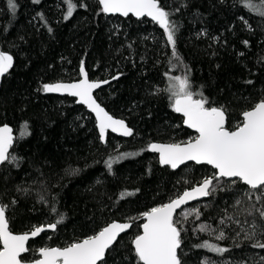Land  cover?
Here are the masks:
<instances>
[{
	"label": "trees",
	"instance_id": "trees-1",
	"mask_svg": "<svg viewBox=\"0 0 264 264\" xmlns=\"http://www.w3.org/2000/svg\"><path fill=\"white\" fill-rule=\"evenodd\" d=\"M76 2L85 6L64 20L63 0L39 4L16 0L15 15L7 0H0V51L13 57L12 68L0 80V126L13 129L10 151L20 158L18 166L0 167V203L8 206L6 216L15 234L54 222L58 217L50 211L53 202L63 214L55 232L29 243L25 261L35 260L40 247H64L116 221L132 227L106 254L107 264H135L131 241L140 234L141 214L214 174L207 166L195 165L172 171L143 151L150 142L194 137L172 110L164 91L168 77H182L190 70L193 90L214 106L225 107L228 126L236 125L245 110L264 98V61L260 60L264 19L250 14L237 0H161L180 26L176 34L180 63L172 58L171 46L157 24L145 18L108 17L97 0ZM38 13H43L46 25ZM245 40L248 46L242 43ZM82 61L91 81L119 76L95 98L133 130L128 140L108 135L102 144L93 117L83 107L73 99L44 94L45 83L77 81ZM25 123L28 134L20 138ZM120 153L139 154L114 164L109 172L104 161ZM220 188L206 201L185 208H199V219L194 214L184 219L179 215L182 210L174 217L181 228L182 264H204L205 258L215 264H236L264 255V250L252 249L243 240V233L242 246L236 248L233 239L239 227L232 220L220 223L226 215L241 224L253 219L244 209L254 198L236 205L247 187L221 179ZM125 191L134 195L119 199ZM41 196L47 203L41 202ZM202 224L216 233L199 231ZM221 230L229 238L215 240ZM204 241L231 251L220 256L196 247Z\"/></svg>",
	"mask_w": 264,
	"mask_h": 264
},
{
	"label": "snow or ice",
	"instance_id": "snow-or-ice-1",
	"mask_svg": "<svg viewBox=\"0 0 264 264\" xmlns=\"http://www.w3.org/2000/svg\"><path fill=\"white\" fill-rule=\"evenodd\" d=\"M40 2L41 0H32L33 4ZM237 2L250 14L264 19V0H237ZM63 3L66 13L63 16L64 20L72 17L77 7L85 6L78 4L76 0H63ZM98 3L104 14H119L124 17L132 14L137 18L149 17L163 29L167 44L171 46L172 58L183 63L176 49V34L180 26L171 18L173 13L166 10V6L161 3V0H98ZM7 5L10 13L15 15L18 8L16 0H7ZM38 18L46 25L43 13H38ZM244 23L251 30L246 19H244ZM48 31L51 32L52 29L48 28ZM242 43L245 46L249 45L247 40ZM240 55L243 56L244 53L241 52ZM260 60L264 61V57H261ZM12 66L13 57L0 51V77L8 73ZM80 73L83 79L78 82L45 83L42 90L45 93H67L69 96L76 97L77 103L85 105L95 115L101 142H106L109 130L121 136H132L133 130L123 119L114 118L97 102L93 92L101 87V82H92L88 79L83 61ZM189 73L190 70L186 69V73L182 77L169 76L168 85L164 91L169 95L172 110L181 114L183 123L193 129L197 135L182 142H150L143 151L157 153L159 163L172 169H177L192 161L198 165H210L216 171L211 177L203 178L198 186L191 190H185L182 194L171 198L169 202L152 207L141 214L145 221L140 226L142 234L135 235L131 241L135 264H182L177 251L182 243L181 228L178 226L179 221L174 219L177 210L182 209L179 215L184 219L192 214L199 219L201 215L199 208L184 209L183 206L190 201L210 196L217 188H220L221 178L227 179L230 183L239 181L247 186V190L236 201V205L242 204L244 200L253 201L254 198V202L244 209L249 217H253L251 221L241 224L231 215H226L225 219L220 221L221 224H224L225 220H232L239 227V231L233 239V245L236 248L242 246L239 237L243 233V240L248 242L252 249L264 250V98L255 103L250 110H245L240 122L229 127L227 109L223 106H214L202 92H195ZM112 79H119V76H113ZM103 83L106 84L109 81L105 80ZM247 83H252V81L249 80ZM27 128L28 125L25 123L20 138L28 134ZM14 139L12 128L6 124L0 127V165L5 163L19 165L20 158L10 151ZM138 154L120 153L109 156L104 163L111 172L114 164ZM214 181L217 183L214 184ZM220 190L224 189L220 188ZM24 191L27 193V189ZM132 195H134L133 192H121L119 199H125ZM40 199L41 202L47 203L43 196ZM54 200L55 198H53ZM257 204L260 207H257ZM7 207L0 203V264H26L22 254L30 251L29 240L48 230L55 232L64 217L58 212L53 202L50 211L58 217L54 222H49L46 226H34L23 234H14L9 226V218L6 216ZM131 227V223L113 221L93 235L69 243L64 247H40L38 249L40 258L35 259L32 264H107L106 254L113 248L121 233H125ZM199 231L208 232L210 236L216 233L215 229H211L210 225L205 224L200 226ZM213 238L226 240L229 237L221 230ZM196 247L204 248L208 252L220 256L231 251L227 247H221L208 241H204ZM204 264H215V262L205 258ZM236 264H264V255H259L258 259L252 258L251 261L240 260Z\"/></svg>",
	"mask_w": 264,
	"mask_h": 264
},
{
	"label": "water",
	"instance_id": "water-1",
	"mask_svg": "<svg viewBox=\"0 0 264 264\" xmlns=\"http://www.w3.org/2000/svg\"><path fill=\"white\" fill-rule=\"evenodd\" d=\"M98 1V0H97ZM100 6V5H99ZM106 16H108V17H111V16H117V17H120V18H125L124 16H121V15H119V14H105ZM129 17H132L133 19H135V20H139V19H143V18H145V19H147L148 21H150V22H152V23H154V24H156L155 22H153V21H151V19L149 18V17H142V18H137V17H135V16H133L132 14H129L128 15ZM127 16V17H128ZM158 25V24H157ZM159 26V25H158ZM10 70V69H9ZM6 75V74H5ZM4 75V76H5ZM3 76V77H4ZM1 78L2 77H0V80H1ZM83 79V76L81 75V73H80V71H79V79L77 80V81H74V82H63V83H75V82H78L79 80H82ZM116 79H109L108 81H109V83H103V81H92V82H101V87L100 88H98V89H95L94 90V92H93V95H94V97H95V94L98 92V91H100L101 89H103V88H105V87H107L108 85H110L112 82H114ZM91 81V80H90ZM55 83H57V82H55ZM44 94L45 95H47V96H53V97H58V98H69V99H73L74 101H75V103H76V105H78V106H81V107H83L84 109H85V111L88 113V114H90L92 117H93V119H94V121H95V127H96V120H95V115L93 114V113H91L90 112V110L89 109H87V107L85 106V105H82V104H79V103H77V98L76 97H72V96H69L67 93H45L44 92ZM103 107V106H102ZM178 117H180L182 120H183V117H182V115L181 114H179V113H176V112H174ZM243 118V117H242ZM117 119V118H116ZM126 123V122H125ZM4 126V125H3ZM0 127H2V126H0ZM10 127V126H9ZM183 127L186 129V130H188L190 133H192L193 135H194V137L197 135V133L193 130V129H190V128H188L184 123H183ZM11 128V127H10ZM96 131H97V134H98V136H99V130H98V128L96 127ZM14 135V134H13ZM108 135H111V136H113V137H115V138H117V139H122V140H128L130 137H125V136H121V135H119L118 133H113V132H111L110 130L108 131V133H107V136ZM107 136H106V138H107ZM15 137V136H14ZM101 141V140H100ZM102 144H105V142H101ZM155 143H158V142H155ZM149 154H151V155H154V156H156L157 157V159H158V163H159V158H158V154L157 153H151V152H148ZM159 165L161 166V167H168V168H170L172 171H177V170H179V169H181L182 167H185V166H187V165H195V166H207V167H209L210 169H212L213 171H214V173H215V169H213L210 165H198V164H195L194 162H192V161H189V162H187L186 164H183V165H181L179 168H177V169H172L171 167H169V166H167V165H161L160 163H159ZM2 165H0V167H1ZM222 180H227V179H224V178H221ZM228 181V180H227ZM242 184V183H241ZM243 185V184H242ZM196 186H198V185H196ZM243 186H245V185H243ZM195 187V186H194ZM245 187H247V186H245ZM193 188V187H192ZM192 188H190V189H188V190H191ZM207 198H208V196L207 197H201V198H199V199H197V200H193V201H190L188 204H186V205H184L183 206V208L185 209V208H187V207H190V206H192V205H195V204H197V203H200V202H203V201H206L207 200ZM182 209H178L177 210V214L181 211ZM143 220V219H142ZM116 222V221H115ZM145 221L143 220V223H144ZM120 223V222H119ZM127 223V222H126ZM142 223V224H143ZM131 229V228H130ZM130 229H128L125 233H121V235L118 237V239L120 238V237H122L124 234H126V233H128L129 232V230ZM53 231H50V230H48V231H45V232H43V233H41L38 237H35V238H32V239H30L29 240V242H28V244L31 242V241H35V240H37L41 235H43V234H45V233H52ZM15 234V233H14ZM19 234H23V233H19ZM140 234H142V228H141V230H140ZM117 239V240H118ZM114 246V245H113ZM178 251V250H177ZM26 254V253H25ZM25 254H22V256H24ZM38 257H39V252H38ZM40 258V257H39ZM38 258V259H39ZM26 264H32V262L31 263H26Z\"/></svg>",
	"mask_w": 264,
	"mask_h": 264
},
{
	"label": "flooded vegetation",
	"instance_id": "flooded-vegetation-1",
	"mask_svg": "<svg viewBox=\"0 0 264 264\" xmlns=\"http://www.w3.org/2000/svg\"><path fill=\"white\" fill-rule=\"evenodd\" d=\"M99 92V91H98ZM182 126H183V120H182ZM184 128V127H183ZM122 140V139H121ZM29 245V244H28ZM25 255H27V253L25 254ZM24 255V256H25ZM23 256V257H24ZM36 256H37V258L36 259H38L39 257H38V251H37V254H36ZM34 260H32V261H25L26 263H31V262H33Z\"/></svg>",
	"mask_w": 264,
	"mask_h": 264
}]
</instances>
